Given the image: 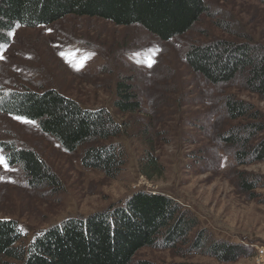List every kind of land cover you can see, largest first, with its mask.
Here are the masks:
<instances>
[{"label": "rangeland", "instance_id": "rangeland-1", "mask_svg": "<svg viewBox=\"0 0 264 264\" xmlns=\"http://www.w3.org/2000/svg\"><path fill=\"white\" fill-rule=\"evenodd\" d=\"M206 3L207 11L191 29L168 41L139 25L77 15L50 25L16 26L10 33V43L0 49L1 93L23 86L55 88L85 107L109 109L127 125L113 140L125 152L123 164L109 175L82 164L84 146L69 153L36 122L0 112V218L18 222L25 233L20 243L27 245L38 232L68 217H85L147 191L172 197L199 224L175 246L141 248L130 264H264L258 263L255 248L264 245V160L250 156L238 164L235 152L240 148L224 137L251 119H231L223 100L236 97L263 115L264 101L240 76L215 86L185 61L193 45L248 41L264 47V3ZM123 79L133 84L141 111L125 114L114 107L117 84ZM263 137L264 132L257 134L250 145ZM10 142L36 151L57 174L58 185L29 184L22 167L6 160L3 144ZM146 154L156 157V167L149 168ZM202 229L207 236L247 244L250 254L223 262L190 250ZM10 262L16 261L0 257V264Z\"/></svg>", "mask_w": 264, "mask_h": 264}, {"label": "trees", "instance_id": "trees-1", "mask_svg": "<svg viewBox=\"0 0 264 264\" xmlns=\"http://www.w3.org/2000/svg\"><path fill=\"white\" fill-rule=\"evenodd\" d=\"M206 11V0H0V49L10 43V33L16 26L50 25L67 15L98 17L121 26L139 25L168 41L189 31ZM185 61L215 86L240 76L246 88L264 101V47L248 41L193 45ZM223 102L231 119H251L224 137L240 148L235 152L238 164L250 156L264 160V137L255 146L250 145L254 136L264 132L262 112L233 96L225 97ZM113 105L120 113L141 111L142 103L127 79L118 82ZM0 112L36 122L42 132L54 137L69 153L84 146L81 162L87 168L109 175L120 171L125 152L113 140L122 135L127 125L107 108L85 107L55 88L36 90L23 86L0 92ZM3 145L8 164L20 165L29 184L58 185L57 174L36 151L18 148L13 142ZM146 160L149 168L157 166L156 157L148 154ZM143 171L149 176L147 169ZM242 184L253 188L252 183ZM198 224L197 217L172 197L137 191L122 204L85 217H68L38 232L27 245L20 243L25 233L18 222L0 218V257L16 261L7 264H130L141 248L175 246ZM207 234V229H202L189 249L204 251L223 262L250 254L247 244ZM138 264L197 263L142 260Z\"/></svg>", "mask_w": 264, "mask_h": 264}, {"label": "built area", "instance_id": "built-area-1", "mask_svg": "<svg viewBox=\"0 0 264 264\" xmlns=\"http://www.w3.org/2000/svg\"><path fill=\"white\" fill-rule=\"evenodd\" d=\"M255 248L257 249V261L258 263H264V245H255Z\"/></svg>", "mask_w": 264, "mask_h": 264}, {"label": "snow or ice", "instance_id": "snow-or-ice-1", "mask_svg": "<svg viewBox=\"0 0 264 264\" xmlns=\"http://www.w3.org/2000/svg\"><path fill=\"white\" fill-rule=\"evenodd\" d=\"M82 66V65H81ZM150 66V65H149ZM17 119H22L23 120V118H20V117H18ZM24 122H26V123H34V122H32V121H24ZM4 162V158L2 157V156H0V163H3ZM6 166V165H5Z\"/></svg>", "mask_w": 264, "mask_h": 264}]
</instances>
